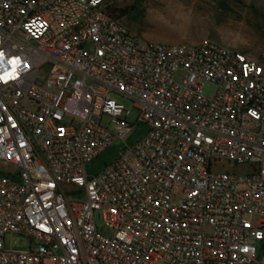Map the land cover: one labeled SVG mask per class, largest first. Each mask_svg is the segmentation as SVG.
<instances>
[{
	"label": "built area",
	"instance_id": "2783aa9c",
	"mask_svg": "<svg viewBox=\"0 0 264 264\" xmlns=\"http://www.w3.org/2000/svg\"><path fill=\"white\" fill-rule=\"evenodd\" d=\"M115 1L0 0V264H264V43L146 40Z\"/></svg>",
	"mask_w": 264,
	"mask_h": 264
},
{
	"label": "rangeland",
	"instance_id": "374dc122",
	"mask_svg": "<svg viewBox=\"0 0 264 264\" xmlns=\"http://www.w3.org/2000/svg\"><path fill=\"white\" fill-rule=\"evenodd\" d=\"M133 2L138 4L140 10L120 18V21L140 38L160 43L189 44L209 39L241 50L251 59L259 58L264 34L254 29L253 9L264 15V0H116L115 4L125 6ZM214 91L211 82L202 85L205 96L211 97ZM116 98L130 110L128 120L134 123L137 108L127 98ZM107 121V117H104L103 123ZM147 130L143 122L136 124L122 139L108 145L86 164L87 174L100 173L117 158L121 147L134 144ZM238 169L242 167L235 166L234 171L238 172ZM94 219L97 231L102 236L113 235V229L104 222L99 209L95 210ZM4 245L8 249L24 250L28 249L30 240L23 235L6 233Z\"/></svg>",
	"mask_w": 264,
	"mask_h": 264
},
{
	"label": "trees",
	"instance_id": "16d2710c",
	"mask_svg": "<svg viewBox=\"0 0 264 264\" xmlns=\"http://www.w3.org/2000/svg\"><path fill=\"white\" fill-rule=\"evenodd\" d=\"M136 1L140 2L139 0ZM139 10L140 8L135 2H133L132 4H127L125 6H119L118 4L108 6V12L118 19ZM253 13L255 18L254 29L261 31L264 34V15L255 8L253 9Z\"/></svg>",
	"mask_w": 264,
	"mask_h": 264
},
{
	"label": "snow or ice",
	"instance_id": "6c2138e0",
	"mask_svg": "<svg viewBox=\"0 0 264 264\" xmlns=\"http://www.w3.org/2000/svg\"><path fill=\"white\" fill-rule=\"evenodd\" d=\"M0 55H3V53H0ZM13 65H16L19 63L18 59H13L9 61ZM16 77V73L13 71L12 73H6L4 76H0V81L8 82L10 79H14ZM255 115V113H253Z\"/></svg>",
	"mask_w": 264,
	"mask_h": 264
},
{
	"label": "water",
	"instance_id": "95a60500",
	"mask_svg": "<svg viewBox=\"0 0 264 264\" xmlns=\"http://www.w3.org/2000/svg\"><path fill=\"white\" fill-rule=\"evenodd\" d=\"M237 1V0H236Z\"/></svg>",
	"mask_w": 264,
	"mask_h": 264
}]
</instances>
